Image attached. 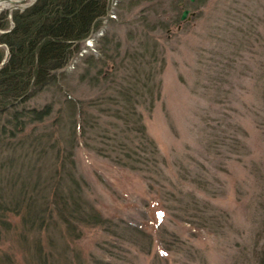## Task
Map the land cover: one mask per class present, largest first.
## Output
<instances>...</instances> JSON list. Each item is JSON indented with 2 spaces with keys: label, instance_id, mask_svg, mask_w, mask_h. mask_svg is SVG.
<instances>
[{
  "label": "rangeland",
  "instance_id": "1",
  "mask_svg": "<svg viewBox=\"0 0 264 264\" xmlns=\"http://www.w3.org/2000/svg\"><path fill=\"white\" fill-rule=\"evenodd\" d=\"M32 1L0 4V15ZM111 3L102 27L81 42V53L65 67L67 76L27 102L53 101L57 107L65 95H75L94 114L97 108L118 106L102 99L105 91L106 98L120 94L115 78L124 82L123 76L141 72L160 86L159 94L154 88V100L148 96L138 106L159 151L148 169L116 164L83 138L78 142L77 165L87 179V195L104 215L129 228L122 240L99 226L83 227L71 243L73 251H81L80 264H259L264 0ZM184 8L189 11L182 19ZM90 55L97 59L91 67ZM133 55L144 61L138 65ZM134 64L140 66L135 72ZM32 128L39 129L31 123L27 131ZM11 218L18 223V215ZM17 235L0 237V257L11 252L24 264L27 243ZM73 251L68 248V256L73 258Z\"/></svg>",
  "mask_w": 264,
  "mask_h": 264
},
{
  "label": "trees",
  "instance_id": "2",
  "mask_svg": "<svg viewBox=\"0 0 264 264\" xmlns=\"http://www.w3.org/2000/svg\"><path fill=\"white\" fill-rule=\"evenodd\" d=\"M111 2L36 0L0 15V237L17 233L19 241L27 243L24 264H80L81 251H73L71 243L85 226H99L122 240L129 230L104 215L87 195L88 182L76 159L81 138L96 153L129 168L148 169L149 161L158 158L138 106L148 96L154 100V88L159 94L160 86L147 82L141 72L123 76L124 82L115 78L113 86L119 84L120 94L106 98L105 91L102 99L118 106L100 107L94 114L75 95H65L57 107L53 101L41 106L27 103L59 76H67L65 67L81 53V42L102 27ZM133 56L140 65L143 56ZM96 62L88 56L89 67ZM134 66V72L139 70ZM31 123L38 131H27ZM14 214L18 223L11 218ZM257 233L256 254L264 264V217ZM68 248L76 253L73 258ZM3 255L0 264H19L16 254Z\"/></svg>",
  "mask_w": 264,
  "mask_h": 264
},
{
  "label": "water",
  "instance_id": "3",
  "mask_svg": "<svg viewBox=\"0 0 264 264\" xmlns=\"http://www.w3.org/2000/svg\"><path fill=\"white\" fill-rule=\"evenodd\" d=\"M35 1V0H34ZM32 3H33V1H32ZM16 6V5H15ZM15 6H12V8H15ZM188 8H184L183 9V12H182V15H181V18L182 19H184V18H186L187 17V14H188ZM5 59L6 58H4L3 60H2V63H4L5 62Z\"/></svg>",
  "mask_w": 264,
  "mask_h": 264
},
{
  "label": "bare ground",
  "instance_id": "4",
  "mask_svg": "<svg viewBox=\"0 0 264 264\" xmlns=\"http://www.w3.org/2000/svg\"><path fill=\"white\" fill-rule=\"evenodd\" d=\"M6 3L7 4L11 3V4L15 5V0H0V4L5 5ZM10 9H12V7Z\"/></svg>",
  "mask_w": 264,
  "mask_h": 264
}]
</instances>
